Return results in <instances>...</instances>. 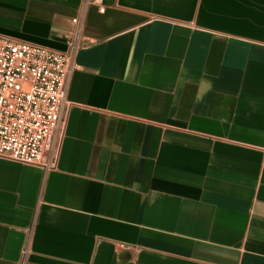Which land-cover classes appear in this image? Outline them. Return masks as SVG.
I'll return each mask as SVG.
<instances>
[{"label": "crops", "instance_id": "0c3cea01", "mask_svg": "<svg viewBox=\"0 0 264 264\" xmlns=\"http://www.w3.org/2000/svg\"><path fill=\"white\" fill-rule=\"evenodd\" d=\"M82 2L0 0L58 52L83 19L55 166L0 157V264H264V0Z\"/></svg>", "mask_w": 264, "mask_h": 264}, {"label": "built area", "instance_id": "2783aa9c", "mask_svg": "<svg viewBox=\"0 0 264 264\" xmlns=\"http://www.w3.org/2000/svg\"><path fill=\"white\" fill-rule=\"evenodd\" d=\"M82 3L105 10L104 0ZM71 21L75 27L65 52L0 35V157L44 170L55 166L54 141L64 125L75 53L82 46L83 19Z\"/></svg>", "mask_w": 264, "mask_h": 264}]
</instances>
